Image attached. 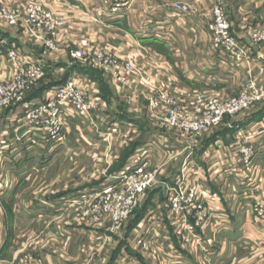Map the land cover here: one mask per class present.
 <instances>
[{"label":"crops","instance_id":"obj_1","mask_svg":"<svg viewBox=\"0 0 264 264\" xmlns=\"http://www.w3.org/2000/svg\"><path fill=\"white\" fill-rule=\"evenodd\" d=\"M0 1L21 8L35 0ZM39 1L54 19L62 22L54 52H45L24 26L0 29V37L24 54L43 57L60 71L59 76L69 70L68 78L80 75L94 83L96 95L104 104L106 125L101 132H111L104 134L100 142L95 141L97 134L89 133L79 145L69 137L65 144L51 150L25 143L27 137L21 127L23 105L30 103H23L20 113L13 106L0 117V211L4 215L0 264H264V109L254 114L248 125L229 132L216 130V126L202 135L178 138L158 124L165 104L155 106L148 100L164 85L181 110L191 111L198 93L207 101L232 97L249 78H258L264 84V50L250 40L253 30L264 28V0H132L126 14L115 20L105 18L107 10L102 0ZM182 1L190 2V8L177 14L172 4ZM217 4L228 14L236 47L244 50L231 64L222 55L209 59L211 39L206 27L212 20L209 10ZM91 47L107 49L121 59L129 58L145 83L122 92L105 75L112 94L104 96L99 84L87 73L94 68L80 62L76 68L67 55L70 48ZM2 65L1 59L0 73ZM135 94L139 100L127 105V98H134ZM42 100L44 97L36 103ZM114 125L118 128L114 129ZM130 134L148 137L139 138V147L129 152ZM244 139L251 142L259 157L263 156L254 175L241 167L234 168ZM108 147L113 152L110 176L125 170L129 159L140 150L150 149L147 159L154 168L169 159L167 151L173 147L182 152L177 160L169 161L176 165L178 173L173 182L166 177V168L161 169L165 189L150 193L155 204L164 202L168 189L176 187L185 163L190 161L202 171L197 185L203 193V205L214 219L196 229V235L205 243L202 247L183 245L166 210L154 224L147 223L145 215L130 228L126 229L125 223L117 233L107 229L93 233L65 211L71 197L98 191V187L89 188L97 184L101 187V177L87 178L79 170L77 188L51 190V179L39 174L59 152L84 153L92 149L104 157ZM89 180L93 183L86 185ZM44 183V189L38 188ZM256 204L262 208L263 217L254 213ZM124 228L126 238L138 234L166 238V252L117 246ZM173 252L179 254V260L169 261Z\"/></svg>","mask_w":264,"mask_h":264},{"label":"built area","instance_id":"obj_2","mask_svg":"<svg viewBox=\"0 0 264 264\" xmlns=\"http://www.w3.org/2000/svg\"><path fill=\"white\" fill-rule=\"evenodd\" d=\"M132 0H102L107 10L105 18L115 20L123 17ZM179 13L188 8L185 4H175ZM212 22L206 27L210 33L211 46L209 53L226 56L225 62L231 64L244 53L237 48L234 38L230 35L231 23L222 9L212 11ZM104 18V19H105ZM97 21V20H94ZM62 22L54 19L45 10L39 0L31 1L21 8H13L0 1V29H15L24 26L36 43H40L45 52L52 53L56 48L58 26ZM251 39L259 46L264 45V32L252 31ZM73 62L85 63L108 76L111 82L122 92L134 85L144 84L145 78L129 58L121 59L114 52L104 48H70L67 51ZM3 67L0 73V117L23 97V95L40 86L47 74L59 76L60 71L49 65L43 57L24 54L20 49L11 46L0 37V60ZM134 77L132 78V75ZM136 77V78H135ZM164 85L159 87L158 94L148 100L155 106L165 104L166 109L158 116V124L175 134L178 138L195 137L219 126L229 117L242 114L254 107L264 98V88L259 80L252 78L245 82L237 96L205 101L202 93L194 96L196 100L191 111L179 108L176 98L170 96ZM95 84L80 75H71L62 85L52 86L44 96V100L32 106L23 105L22 128L27 137L25 143L36 147L56 150L67 142L68 138L85 142L86 132L97 134L96 142H100L104 134L101 127L106 125L103 115L104 104L96 95ZM127 98L126 103L132 106L139 100V95ZM180 97L183 94H179ZM113 127V126H112ZM118 128L114 125V129ZM35 138L38 139L37 144ZM188 149V148H186ZM110 150V149H108ZM185 150V149H184ZM149 148L140 150L129 159L125 170L114 176L108 175L113 157L105 161L103 179L110 180L101 186L94 195H80L77 200H69L65 211L72 212L77 223L89 228L91 232L107 229L117 233L139 206L148 199L150 193L163 185L162 171L170 160L181 156L178 148L168 150L169 159L154 168L147 159ZM234 168H243L254 175L260 162L255 147L247 139L238 147ZM202 171L190 163H185L177 185L169 188L166 200L149 207L145 221L156 223L167 211L168 217L176 224L175 234L184 246L202 247L205 243L196 234V229L213 223V216L202 202L203 193L197 180ZM195 183H193L194 179ZM186 182L188 184L186 185ZM165 189V187L163 188ZM256 204L255 212L263 217V210ZM0 211V232L3 227ZM193 220V222L191 221ZM130 247L139 250H153L156 253L166 252L164 237L135 235L130 238ZM170 260H179V254L173 252ZM171 264V263H170Z\"/></svg>","mask_w":264,"mask_h":264},{"label":"rangeland","instance_id":"obj_3","mask_svg":"<svg viewBox=\"0 0 264 264\" xmlns=\"http://www.w3.org/2000/svg\"><path fill=\"white\" fill-rule=\"evenodd\" d=\"M175 4H185L187 6V8H188L185 12H187L189 10V8H190V2H183V1L182 2H175V3L172 4V10H174L177 14H180V13L174 9V5ZM216 7L222 9L224 14L228 17V14L226 13V11L219 4L214 5L209 10V14L210 15L212 14V11ZM185 12H182V13H185ZM228 20H229V18H228ZM211 22H212V20H211ZM253 31H258V30H253ZM259 31H263L264 32V28L259 29ZM208 34L210 36V33H208ZM230 35H231V33H230ZM250 36H251V34H250ZM250 40L252 41L251 37H250ZM253 43H255V42H253ZM260 47H261L262 50H264V45H261ZM208 54L211 55V56L209 55L210 56L209 59L212 56L219 55L218 53H208ZM70 61L73 63V61L71 59H70ZM74 63L75 64H73V66L78 68L77 62H74ZM88 69L90 70V68H88ZM93 70H92L90 76H91V78L92 77L93 78L97 77V80H95V79H93V80H95L99 84L103 95L104 96L111 95L112 94V90H111V88L109 86L108 79L100 71H98L96 69L94 71ZM67 72H69V70H66L65 72H63V74H61L58 77L54 76L52 73L47 74L46 78L44 79V81L41 83L40 86H38V87L26 92L23 95V97L15 104V110H17L19 113L22 112L23 103H30L28 105L30 107L31 104L34 105L36 102H38V100L43 98L46 95L47 91L52 86L62 85L63 81H65L68 78V75H67L68 73ZM250 79H252V78H249L248 80H250ZM256 79H258V78H256ZM258 80H259V84L264 88V84L260 81V79H258ZM239 91L237 92V94L239 93ZM237 94L233 95L232 97L237 96ZM263 109H264V98H262L259 101V103H257L254 107H251L249 110L245 111L244 113L236 115L234 117L227 118L226 120L223 121L222 124H220L216 128V130H219V131L224 133V132H227V131L229 132V130H234L237 127H241L243 125H248V121L253 118L254 114L258 113L260 110H263ZM145 126H147V124H145ZM147 128L150 131H152L151 133L154 132L151 129L150 126H147ZM89 133H92V132H86L85 136L88 137ZM151 135H149L150 138L152 137ZM147 137H148V135H141V136L140 135H138V136L137 135H133V137H132V134H130L129 135V140L131 139L132 141L129 142V146H128L129 147V152H132V151L136 150L139 147V146H136L137 143H138V140H140L139 138H141V140H142V138L147 139ZM72 140L74 141V139H72ZM79 141H82V140H79ZM79 141L78 142L74 141V142L79 145L80 144ZM67 147H70V146H67ZM73 147H81V146H73ZM101 148H102V146H101ZM110 148L108 147V149H110ZM108 149L105 150L106 154H105L104 157H99V155L97 154V151L96 150H92V149H91V151H87V152H84V153H80L81 151L79 153H76V152L73 153L71 151L70 153L66 152L65 154L62 153V152H59V153H57V154H55L53 156L52 163L50 164V166L44 172L40 173L39 175H41V176H43L45 178H50L51 179L50 180L51 181V185H50L51 186V188H50L51 190H62V188L64 186H69V187L73 186L72 188H77V180L79 178L78 177L79 170H80V172H82L81 174H84L85 177H87V178H92L94 175H98L99 177H101V183H102L101 186H103L106 183H109L108 181H110V180H108V178L107 179L106 178L105 179L102 178L104 176L103 173L105 172L104 171L105 166H106L105 161L110 156H113L112 149H110V150H108ZM198 152H200V150H198ZM261 158H260V162H261ZM63 160H65L64 163H63ZM164 161H166V160H164ZM260 162H259V164H260ZM165 168H166V171H167L166 177L169 176L168 179L172 180V182H173L174 179H176V176L178 174L175 171L176 165L171 162L167 166H165ZM109 171H110V169H109ZM92 183L93 182H91L89 180V182H86V185H88V184L90 185ZM45 185H46V183L41 184V186H39L38 188H40V189L43 188L44 189ZM80 186H81V184H80ZM93 187H98L100 189V186L98 184L95 185V186H91V188H89V189H92ZM87 195H94V193H88ZM78 198H79V196L73 197V198L71 197V199H73V200H77ZM152 198H153V196L150 195L148 197V199H146L147 201L145 200V202H143L139 206L137 211H135V213H133L132 215L129 216L128 220L126 221V226H127L126 229L128 228V226L130 228L135 223H137L139 220L143 219V217L147 214L149 207L151 205L155 204V203H153ZM254 208L255 207L253 206V211H254V213H256ZM69 213H70V215H72V212H69ZM256 215H257V213H256ZM1 217H2V222H4V215L2 214ZM257 217H259V216L257 215ZM72 218H73V215H72ZM73 219L75 220V218H73ZM126 229L124 228L125 231L122 232L119 235V237L121 239L118 237L120 239V241L117 244V246H122L123 245L122 247H128L129 246V248H130L131 239H130V237L129 238L125 237Z\"/></svg>","mask_w":264,"mask_h":264},{"label":"trees","instance_id":"obj_4","mask_svg":"<svg viewBox=\"0 0 264 264\" xmlns=\"http://www.w3.org/2000/svg\"><path fill=\"white\" fill-rule=\"evenodd\" d=\"M86 71H87V70H85V69L83 70V72H86ZM87 73H89V76L91 75L90 72H87ZM90 77H91V76H90ZM92 79L97 80V77H95V78L92 77ZM64 82H65V81H63V83H64ZM63 83H62V84H63ZM48 88H49V87H48ZM110 171H111V169H110ZM110 171H109V173H110ZM160 190H161V189H160ZM160 190H159V191H160ZM155 191H157V190H155ZM149 196H150V195H149ZM146 201H147V200H146ZM136 211H137V210H136ZM134 213H135V212H134Z\"/></svg>","mask_w":264,"mask_h":264},{"label":"water","instance_id":"obj_5","mask_svg":"<svg viewBox=\"0 0 264 264\" xmlns=\"http://www.w3.org/2000/svg\"><path fill=\"white\" fill-rule=\"evenodd\" d=\"M163 188H164V186H163V185H161V186L157 187L155 190H158V189H163ZM155 190H153V191H155Z\"/></svg>","mask_w":264,"mask_h":264}]
</instances>
